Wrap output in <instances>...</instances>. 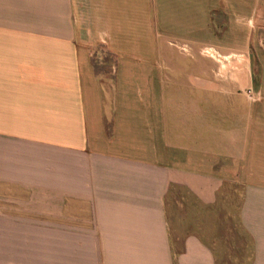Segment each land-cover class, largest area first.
<instances>
[{"label":"crops","instance_id":"0c3cea01","mask_svg":"<svg viewBox=\"0 0 264 264\" xmlns=\"http://www.w3.org/2000/svg\"><path fill=\"white\" fill-rule=\"evenodd\" d=\"M115 11L0 0V264H216L166 202L228 187L264 264V0Z\"/></svg>","mask_w":264,"mask_h":264},{"label":"rangeland","instance_id":"374dc122","mask_svg":"<svg viewBox=\"0 0 264 264\" xmlns=\"http://www.w3.org/2000/svg\"><path fill=\"white\" fill-rule=\"evenodd\" d=\"M121 2L124 8H132L140 15L144 0H121ZM100 3H104L106 9L108 8V15H111V12L116 15L118 0H73V6L77 11H80L81 7H86V11H89L91 7L100 6ZM98 22L102 23L105 29H111L116 23L108 18L98 21L89 19L74 21L79 28L91 30V34H94L98 28ZM99 28L102 27L99 25ZM159 39L162 40L161 35ZM105 52V49L101 50L102 55H107ZM239 201L240 190L233 187L226 188L219 201L209 207L198 205L181 189L174 190L166 202V215L172 240L177 239L179 227L191 214L197 222L191 229L198 232L204 242L213 249L216 264H248V240L240 229L237 219Z\"/></svg>","mask_w":264,"mask_h":264},{"label":"bare ground","instance_id":"6f19581e","mask_svg":"<svg viewBox=\"0 0 264 264\" xmlns=\"http://www.w3.org/2000/svg\"><path fill=\"white\" fill-rule=\"evenodd\" d=\"M205 54H208L209 56H211V57H214V56H216L217 54L216 53H214V52H212V53H207V52H205Z\"/></svg>","mask_w":264,"mask_h":264},{"label":"built area","instance_id":"2783aa9c","mask_svg":"<svg viewBox=\"0 0 264 264\" xmlns=\"http://www.w3.org/2000/svg\"><path fill=\"white\" fill-rule=\"evenodd\" d=\"M207 53H210L209 51H206ZM250 93V91H248Z\"/></svg>","mask_w":264,"mask_h":264}]
</instances>
